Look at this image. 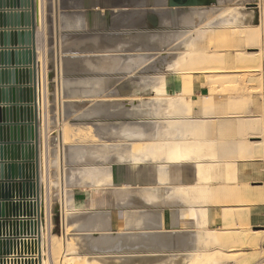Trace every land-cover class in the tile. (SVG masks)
<instances>
[{"label": "rangeland", "instance_id": "rangeland-1", "mask_svg": "<svg viewBox=\"0 0 264 264\" xmlns=\"http://www.w3.org/2000/svg\"><path fill=\"white\" fill-rule=\"evenodd\" d=\"M202 2L204 3V5L199 6V5H196L195 3H191L190 0H180L178 3H175L174 0L173 1L166 0L164 4L161 7H159L160 8L159 9L157 6V0H146V1L145 0H95V7L99 10V12L101 10L104 13H108L113 19L112 21L113 24H114L115 19L120 16L121 18L122 17L128 18L129 16V17H133L134 19L131 21L128 20L129 22L127 21L126 23L124 22L123 23L124 26L121 25L118 27L116 25L117 23H115V27L114 26L111 27V30H112L111 37L112 38L117 36V39H120L119 36L121 35L118 36V34L120 33L123 35L136 33L143 37V46L141 48L142 54L140 56L144 57L141 59H146V60L144 61L142 60V62H144L142 64V69H141L142 96L137 97L138 104L135 103L134 100L113 101V100L108 99L109 98L108 94L102 93V90H101L102 84L104 82H110L109 76L108 78L106 77L107 80L106 78L103 79L104 72L108 74L115 73V75H118L117 76L118 78L123 79L124 77L123 75L125 73H129L128 72L129 69L127 68L128 71L125 68L122 69L120 63H118L117 68L120 71L121 69L123 70L120 72L115 67L116 63L115 64L113 62L103 63V61H98V59H96L95 61V66L94 65L92 66V63H91V75H94L95 82H96L92 86H94L95 91L96 89L98 90V92H96L97 94H95L94 92V96L91 95L92 96L91 98L95 100L91 99L92 101H89V102L86 101V99H88L86 98V94H83L82 88L78 85L79 83L78 84L76 83V85H74L73 88H76L75 86L78 85L77 86L78 92L77 94H74V98H77L78 101H72L76 99H70L69 97L70 96V83L65 78L66 73L64 70L65 68L64 67L65 47L62 45V41L60 44L59 43L52 44L51 42H49V39L46 38V42L44 46V49H45L44 54L46 55V61L44 60L45 67H42V70H41L42 71L41 78L43 82L48 85V88H49L48 101L50 103L49 112H50L51 122L48 126H45V124H44V127L42 126V130L43 129L44 130L42 131V137H41L40 142L42 143V159L44 160V170H42L43 171L42 175L44 174V179H45L44 189H47L49 192L48 198H50V204H51L49 213L51 215L52 233L55 235V237L60 239L61 241L60 245L63 246L62 249L60 250L59 248V251H58L59 252L58 253V264H66V261H68L69 257L74 255L73 253L75 252L76 253L77 252H81V253H93L94 252L95 253L96 248L93 247V244H92L93 241L90 242V240H93L92 235L96 236L97 234L91 233L92 234L91 235L90 232H85L88 236L90 234L89 238H92V239H89L87 235H84L85 234L84 232L82 233L81 230L78 229L80 228L79 225H81L82 223L84 224V222L86 223L88 218L90 219L91 216L94 217L96 214L101 215L102 213L104 212L107 213L108 211L113 212V211H117L120 209L123 210L124 208L126 210L129 208L127 210L128 212L131 211L132 209L136 210L138 206L139 208H143V207L147 208V206L143 203L142 200H141L142 201L141 203L140 201L141 198L139 196L138 197L137 195L133 196L130 193H128L130 192V190H127V192L121 191L118 193H116V191L114 190L113 191L106 190L102 192V194H104L103 199L102 198L100 199L99 197V200H96V202H94L93 205L87 206L88 199L83 194V189L81 187L84 185V181L78 177L76 181L74 180L73 182H70V184L72 183L71 186L69 185L70 187L69 186L64 187V185L66 186V184H63L62 186V181H63L62 178L65 176L71 175V172H72L71 170L74 168L84 169L88 167L89 165L98 164L99 162H98L97 156L94 154L92 155V153L96 154L100 152L101 153L103 152L105 156L108 155V158H109L106 161L107 164L106 163L103 164L104 165L103 167H105L106 169H108L109 167L110 168L116 167L117 173H118V179L120 178L119 180L120 182L124 181V179L126 180V178L130 176V174L134 175L133 173H131L130 165L126 161L122 160L120 162L118 161L117 163L116 162L117 159L115 158V156H113L114 151H116L114 146L121 145V150L125 151L124 149H126V147L124 146L125 144L128 145L127 142L126 143L125 141L119 142L111 137H106V136L104 137L103 135L99 134L100 133L99 128L100 127L110 128L111 126H119L122 123H126V122H138L140 125L145 126L148 120L147 118H149V116L146 113L138 114L136 112V108L142 103H149V101H153L152 99L155 98L152 92V89H151L153 85L151 83L152 82L151 78L156 77V76H160V77L176 76L177 75L176 72L179 73V71L176 70L177 68L176 69L172 68L173 69L172 70L171 68H169L168 65L172 61H174L177 57L184 56L185 54L184 52L186 51L185 49H187L186 46L189 44L190 41H192L191 40L192 38L194 40L195 47L199 51H204V53L208 54L209 57L217 56L216 58L218 57L222 58V61L221 62L218 61L219 63L215 61L212 63H208L206 65L201 64V67L209 68V70L207 71H204V72L202 71L203 73L198 70L189 71L186 69L187 67H184L180 73L193 72V73H190L192 76V79H191L192 83H190V86L192 87L191 88L192 95L190 96L191 93L189 90H187L189 93L185 91L186 94L184 93V97H186L185 95L187 96L189 95L191 98V99L189 98V100H192L193 82L196 77H199L201 79V84L204 86H207L210 89V93L208 94V96H205V97H208L209 101L210 100L212 101L211 105L213 106L215 105L214 106L215 108L221 105L223 108L226 109V110L223 109L222 111H219V109L217 108V111L223 113V115L221 113V115L219 114L215 118L217 120V124L219 123L218 124L219 126L216 125L217 131H218V128L221 131L222 129L226 128V126H229L231 129V130L229 129V131L231 132L234 131V133L228 132L227 135L228 136L229 135L232 136V134L235 135V133L237 132L236 131L237 127L234 125L238 126V121H240L241 119H244V118L247 119L250 117L259 120L260 123L264 125V49H263L264 48V27L261 25V20H260L261 7L264 8V0H218V1L217 0H203ZM45 4L47 8L48 0H45ZM231 7L232 8L235 7V9H237L236 10L237 13H239L237 17L238 19L241 20V22L240 24L236 25L237 28H234V27L231 28L228 25L225 26V25L216 23L217 19L219 18V15L217 14H220L223 8H231ZM211 10L213 11L215 10L214 11L215 13L209 14L210 12H212ZM198 12H203V13L208 12V13L207 15L204 14L202 18L201 15H203V13L200 16H198ZM213 14L215 16H213ZM209 18L211 19L210 24H208ZM188 21L191 24L190 23L188 24ZM206 24L208 25L206 26ZM211 25L212 27L214 26L218 28V32H215L216 33L215 35H217V40L215 41L216 43L212 42L214 45L210 44V35H209L210 33L208 31L209 29L206 28ZM118 30H122V31H118ZM244 30L245 31L251 30L249 37L246 40L243 39L242 37L240 38V34L242 32L246 33L244 32ZM183 36L184 38L182 40H178L179 38ZM251 44H256L258 46L255 47L254 45H251ZM231 45H233V48ZM66 48H68V46ZM214 48L215 49L218 48V50L217 49L215 50ZM126 50L131 51L130 48H127ZM214 50L216 52L215 54H213ZM209 51L211 54L207 53ZM249 53L251 56L249 55ZM145 55L148 57H145ZM254 56L258 57V59H255ZM99 58L101 59L103 57H99ZM147 61L149 63H147ZM77 62H78V64L76 65L78 68L77 75L79 76L85 75L87 71L86 58L79 57L77 59ZM145 62H146V65H145ZM73 64L74 63L70 64L69 68H71ZM220 64L222 65L220 66ZM104 65L106 66V68L102 67ZM181 66H183V64L179 65V68H181ZM115 68L117 72L115 71ZM168 69L169 70L171 69V70L169 71ZM125 70L126 72H124ZM180 77L181 78L178 79L180 86L184 84V81L186 79H188V81L190 79V78H185L184 74L180 75ZM101 79H103L102 80L103 83L102 81H100ZM206 79L211 80V82ZM97 81L98 83L100 82L99 85ZM95 85L96 86L98 85L99 88H96ZM90 86L91 85L89 84V87ZM92 86L90 88H92ZM252 88L254 89L252 90ZM170 91L171 92L173 91L172 94L176 95V94H179L180 90H177L175 89L174 86H172L170 87ZM76 95L78 97H76ZM99 95L100 97H98ZM238 96H240V100H242L243 102L245 100L244 102L245 105L241 101H239ZM241 96L243 99L241 98ZM235 97H238V98H235ZM234 98L235 100H233ZM224 99L226 101H224ZM249 99L250 100L252 99V100L250 101ZM231 100L234 102V105L236 104L239 105L241 102L242 106L240 105L239 108L238 106L234 107V105L232 104L233 102H231ZM237 100L239 101V104ZM223 102L225 104L229 102V104L225 105L223 104ZM202 104L201 103L193 104L191 106L192 115L190 116L195 117L193 116L194 108L200 107ZM216 104L218 105L216 106ZM231 106L233 108H231ZM108 107H115V109L118 108L116 111L117 115H113V116L112 115L111 116L98 115L99 113L102 114V112H104L103 110L108 109ZM236 108H238V110ZM239 109H242L243 111L240 112L241 110ZM131 110L134 113L135 112L136 113L128 114V112ZM237 114L239 116H237ZM241 115L243 118L241 117ZM218 119L219 121H222V122L226 121V123L228 124H225L223 122V125H222V123H220ZM229 122L230 123L232 122L231 125L233 126H230ZM239 131L240 130H238L237 132L238 134H239ZM242 131L244 130H241V132ZM251 136L255 138H251ZM258 136L262 137L264 140V128L262 131H256V132L255 131H252V132L244 131V133H242L240 137L236 136L237 137L236 138L234 136V138L232 137V139H236L241 144L243 143L244 145L252 146L251 149L254 150L253 149L254 142L260 141V138H258ZM95 137L96 139H94ZM132 143L133 144L129 145L128 147V148L131 147L130 151L132 150L134 151L140 148L139 144L137 143L134 144V142ZM76 146H78L77 148L79 149L83 148L81 150L85 151L84 156L87 154L86 157H84L85 159H83V161L81 162H78V161L76 162V161H73L72 159V156H73L72 148L75 149ZM62 147L65 149L64 151L65 153L64 155H66L65 164L60 163L61 162L60 155H61ZM259 155H262V156L245 159L244 162L241 160L242 162L238 163L237 169L239 171L240 180L232 181L231 179L226 180L224 178L223 180L225 181L222 182V179L220 178L221 183L219 182V184H217L218 182L217 180H220V179L219 178L213 179L216 187H222L221 189L228 191L230 189L233 190L234 185H235V187L239 188L237 190H240V192L244 194V195L239 196L238 198L235 197L237 195H234L229 198L226 197L224 198L223 203L220 202L217 205L215 204L210 207L209 212H210L211 219L209 222V228L213 231L218 232L217 234L218 238L222 241L219 244V246H217V248H215L211 252H206V254H204L202 259L200 260H195V258L193 257L195 253L193 252V249L194 250L198 249L195 243L190 244V246L187 248L190 251L180 249V250L174 251L173 253L169 255H155V256H148L145 258L146 259L157 258L159 260H162L161 262H157L155 264H264V232H259L258 235H253L254 230L264 231V188H257V186L259 185L260 186L262 185L264 187V164L261 166L262 177H260L257 181H252L247 176L248 173L252 172V169H251L252 163L250 161H253L255 159H262L264 162V149L260 151ZM112 156L114 158H112ZM63 165H66V166L64 167ZM61 166L63 167L61 168ZM221 166H225V164L222 163ZM66 167L68 169H66ZM148 168H150V166H148ZM64 171L66 172V174ZM119 181L117 183H120ZM196 181H197V178H196ZM213 181H212V184H213ZM180 182H182L181 179H178L175 183L179 184ZM130 183L132 184L133 188L139 187V185H137V183L133 181H131ZM64 188L67 189V191ZM234 190L236 191V189ZM258 190H261V192L257 193ZM68 191H69V194H67ZM117 194L118 195L120 194V195L118 196ZM125 199H127V204L123 206L121 204H123ZM238 199L241 201H239ZM67 200H69L70 203ZM138 201H140V203ZM135 204H137L138 206ZM159 204L161 205L160 207L153 208L152 210L160 213L164 217L166 229L172 230L173 223H174L172 214H174V212H176L177 210L185 209L183 208L184 205L183 204L179 205L175 201L173 202V201H167V200ZM119 205H121V208ZM252 205H259V208L262 209V214H261L262 215L261 217L263 220L262 222L253 223L251 222V220L247 222L245 220L246 218L245 217L243 218L242 215L239 213L240 211L243 210L240 208L248 207L246 209H249V207ZM229 208L236 209L235 210L236 212L232 214L234 215V218L232 215H229L230 212H228V214L226 213V209H229ZM243 211L241 213H243ZM249 212H251L250 209H249ZM229 216H231L233 220L232 219L228 220V218H230ZM238 217H242V218L238 219ZM191 224L192 223H188V224L186 223L182 229H184V231H190L192 229ZM239 232H244L247 235V237H249V238L246 237V239H250L252 235L255 237L254 239L251 238L250 240H245L244 242L243 241L238 242L239 240H241L239 239L240 238ZM231 233H234V234H231ZM229 237H233V238H230L234 240L232 244H231V240L229 239ZM64 242H69L70 244V247L68 248L69 250L67 251H65L64 249ZM241 242L242 244L244 243L243 247H239V243ZM113 257H114L113 259H116L119 263H128L132 260L143 259L142 257L133 258L132 256H127L125 258L124 257L121 258L120 256L118 257L113 256ZM90 259L92 260V262L94 261L95 263H99V264H106L107 261L109 260V258H107L106 256H104V258H95V259L90 258Z\"/></svg>", "mask_w": 264, "mask_h": 264}, {"label": "bare ground", "instance_id": "bare-ground-1", "mask_svg": "<svg viewBox=\"0 0 264 264\" xmlns=\"http://www.w3.org/2000/svg\"><path fill=\"white\" fill-rule=\"evenodd\" d=\"M165 1L166 0H157L158 8L161 7ZM179 1L180 0H174L175 3H178ZM171 5H173V4H171ZM159 9H158V11H159ZM219 9H220V7H219ZM236 10L237 9H235V7L234 8H232V7L231 8H223L221 10V13L217 14V15H219V18L217 19L216 23H219V24L225 25V26L228 25L231 28L232 27L237 28L236 25L240 24L241 20L238 19L237 16L239 13H237ZM211 11L212 12H210L209 14L215 13L214 12L215 10L214 11L211 10ZM202 13L203 12H198V16H200ZM207 13L208 12L203 13V15H201V17L204 16V14L207 15ZM133 16H135V15H133ZM213 16H215V15L213 14ZM128 18H130V17L128 16ZM131 18L133 19V17H131ZM128 20H130V19H128ZM186 20H185V22H186ZM260 20H261V25L264 27V8L263 7H261ZM210 21H211V19L209 18L208 24H210ZM212 21H214V20H212ZM115 23H117L116 25L118 27L121 25L124 26L123 18H121V16H120V18H118L116 20ZM189 23L190 22L188 21V24ZM208 24H206V26ZM238 27H240V26H238ZM206 28L209 29L208 31L210 33L209 34L210 35V44L214 45L212 42H215L217 40V35H215L216 34L215 32H218V28H216L214 26L212 27V25L209 27H206ZM262 30H263V28H262ZM244 32H246V33L242 32L243 34L242 33L240 34V38L242 37L243 39L246 40V39H248L251 30H248V31L244 30ZM183 38H184V36L179 38L178 40H182ZM218 39H220V38H218ZM191 40L192 41H190L189 44L186 46L187 49H185L186 51L184 52L185 54L183 57L182 56L177 57L169 65L166 63L169 66V68H171V69L177 68L176 70H178L179 73L176 72V74H177L176 76H174V77L156 76V77L151 78V81H152L151 83L153 84L151 89H152V92H153L155 98L152 99L153 101H149V103H142L141 105H139L136 108V112L138 114H142V113L148 114L149 118H147L148 120H147L145 126L140 125L138 122H126V123H122L119 126H111L110 128H105V127L99 128V132H100L99 134L103 135L104 137L105 136L111 137V138H113L119 142H122V141H125V143L127 142L128 145H126L124 143L125 144L124 147H126V149H124L125 151L121 150V145H117V146L113 145L115 147L116 151H114V153L113 152L112 153H113V156H115V158L117 159V161H116L117 163H118V161L120 162L122 160L126 161L130 165L131 173H133L134 175L130 174V176H128L126 178V180L124 179V181L120 182L119 181L120 178L118 179V173H117L116 167H112V168L107 167L108 169L103 167L104 166L103 164H105L109 158H108V155L105 156V154L103 152H102L103 154L100 152V153H96V154L92 153V155L94 154L97 156L98 162H99L98 164L89 165L88 167H86L84 169L74 168L71 170L72 171L71 175L65 176L62 178L63 179L62 186H63V184H66V186L64 185V187H68L69 185L71 186L72 183L70 184V182H73L74 180L76 181V179L78 177L84 181V185L81 187L83 189V194L88 199L87 206L93 205L94 202H96V200H99V197H100V199L101 198L103 199L104 194H102V192H104L106 190H111V191L114 190V191H116V193L121 192V191L127 192V190H130V192H128V193H130L133 196L134 195H137V197L139 196L141 198L140 201L142 200L143 203L147 206V208H144V207L139 208V206L137 204H135L138 207L136 208V210L132 209L133 211L131 210L128 212L127 210L129 208L127 210L124 208L123 210L120 209L117 211L112 210L113 212H109V211L107 213L104 212L101 215L96 214L94 217L91 216L90 219L88 218L87 222L86 223L84 222V224L82 223L83 225L82 224L79 225L80 228H78V229L81 230L82 233L83 232L84 233L90 232V234L91 233L97 234L96 236L91 234L93 237V240H90V242L93 241V243H92L93 247L96 248L97 251L95 250V253L94 252L93 253H81V252L76 253L75 252V253H73L74 255L69 257L68 261H66V264H99V263H95L94 261L92 262V260L90 258H94V259L95 258H104V256L109 258V260L107 259L108 261L106 260L107 261L106 264H155L157 262H161L162 260H159L157 258L146 259L145 257L155 256V255H169V254L173 253L174 251L180 250V249L188 250L187 248L192 243L193 244L195 243L198 247L197 250L193 249V252H195L193 257L195 258V260H200V259H202L204 254H206V252L213 251L222 242L218 238V235H217L218 232L213 231L209 228V222L211 219L210 212H209L210 207L215 205V204L217 205L220 202L223 203V200L226 197L229 198V197H232L234 195H237L235 197L238 198L239 196L244 195V194L241 193L240 190H237L239 188L235 187V185H234L233 190L230 189L228 191L221 189L222 187H216L213 179L214 178L215 179L221 178L222 182L225 181V180H223L224 178L226 180L231 179L232 181L233 180L234 181L240 180L239 171L237 169L238 163H240L242 161L244 162L245 159L262 156L259 154H260V151H262L264 149V144H263V142L262 143L257 142V144L256 145L254 144V146H253L254 150H252L251 149L252 146L244 145L243 143L241 144L236 139H232V137L233 138H234V136L240 137L241 134L244 133V131L245 132H247V131L248 132H250V131L251 132L252 131H255V132L256 131H262L264 128V125H262V123H260L259 120L251 118V117L247 118V119H245V118L241 119L240 121L236 120V121H238V126L237 125H234V126H236L237 129L239 128L238 129V130H240L239 134L237 133L238 130L236 129L237 134L236 133H235V135L232 134V136L229 135L230 137L228 139H226L228 137L227 133L228 132L234 133V131H232V132L229 131L230 127L226 126V129L225 128H224L225 130L222 129L223 132L221 131L222 133L219 134L218 133L220 131L219 128H218V131L216 130V128H217L216 125H218L219 123L217 124V120L215 119L217 117V115H219V114L221 115L222 112H219V111H222L223 109L226 110V109L223 108L221 105L217 106L218 104H216L217 107L215 108L214 107L215 105L214 106L211 105L212 101L211 100L209 101L208 97H204V98H202V100L200 102H197V103H201V104L203 103L199 107L202 111L203 116L202 117L190 116V115H192V113H191L192 107L191 106L193 104H195L194 102H191L192 100H189L190 96L192 95V93H191L192 87L190 86V83H192V80H191L192 76L190 73H193V72H188V73H180V72L182 71V69L184 67H187L186 69L189 71L198 70L200 72H202V71L204 72V71L209 70V68H205V67L203 68V67H201V64L206 65L208 63H212L215 61H217V62L222 61V58H219V57L216 58L217 56H215V55H214L215 57H213V56L209 57L208 54L204 53V51H199L195 47L193 38ZM227 41H228V39H227ZM248 45H250V44H248ZM251 45H254L255 47L258 46L256 44H251ZM231 46L233 48V45H231ZM213 47H215V46H213ZM216 49L218 50V48H216ZM215 50H214L213 54L216 53ZM227 51H229V50H227ZM207 53H210V51ZM126 54H127V52H126ZM39 55H40V60H41V56H42L41 52L39 53ZM124 55H125V53H124ZM249 55H250V53H249ZM121 57H119V61H120ZM145 57H148V56L145 55ZM223 57H224V55H223ZM124 58H126V57L124 56ZM141 58H144V57L141 56ZM141 58H140L139 62H141L142 60L143 61L146 60V59H141ZM254 58L258 59V57H256V56H254ZM134 60L135 59H133L132 62H134ZM115 61H118V59ZM136 61H138V60H136ZM136 61H135V63H137ZM121 62H123V61H121ZM132 62L130 61V63H132ZM37 63H38V49H37ZM115 63H114L115 65L118 64V62H115ZM126 63H128V61H126ZM143 63L144 62H142V64ZM147 63H149V62L147 61ZM140 64L137 63V66H139ZM181 64H183V66H181V68H179V65H181ZM120 65H121V67H124L126 64L122 66V64L120 63ZM133 65H136V64H133ZM145 65H146V62H145ZM221 65L222 64H220V66ZM40 66H41L40 64H38V66H37V76H38L37 77V79H38L37 80L38 81L37 82V94H38L37 106H39L38 107L39 138H40L41 127L42 126L44 127V124H45V126H48L51 122L50 112H49L50 103L48 101L49 88H48V92H47L46 91V84L43 82V80L41 78V71L39 74L38 69ZM129 66H130L129 71L127 68H125V69H127L128 72H130L131 70L133 72L134 68H137V67H134L133 69H131L132 65H129ZM115 67H117V66H115ZM122 69H121V71H123ZM225 69H227V68H225ZM257 69H259V68H257ZM210 70H211V68H210ZM213 70H214V68H213ZM260 70H262V69H260ZM115 71L117 72L116 69H115ZM124 72H126V70ZM200 72H198V73H200ZM182 74L185 75V78H190V79H189V81H188V79H186L184 81V84H182L180 86L178 79L181 78L180 75H182ZM229 78H230V76H229ZM92 80L93 79H91V81ZM102 80L103 79H101L100 81H102ZM206 80L211 82V80H209V79H206ZM80 81H82V80H80ZM83 81L80 83L78 80L79 84L77 82L76 83L82 88L83 94H86V92H84V91H87V89L90 88L92 85H94V83H96V82H95V79H94V82L92 81L93 82L92 84H91V82L87 83V81H88L87 79H85ZM89 81H90V79H89ZM97 83H98V81H97ZM99 83H98V85H99ZM102 83H103V81H102ZM88 84H90L91 86L88 87L89 86ZM98 85L97 86L95 85V87L99 88ZM139 86H140V84H139ZM172 86H174L175 89L180 90L179 94H176V95L172 94L173 91L172 92L170 91V87H172ZM41 88H43L42 89L43 90L42 97H41V91H42ZM92 88H94V86H92ZM92 88H91V94H92V90H93ZM180 88L182 89V91ZM253 89L254 88H252V90ZM89 90L87 92L88 95L90 94ZM173 90H174V88H173ZM187 90H189L191 94H190V96L188 95L189 97L187 95H185L186 97H184V93ZM93 91H95V90H93ZM103 91L105 92V90H102V93H103ZM96 92H98L97 89L95 91V94H97ZM252 93H253V91H252ZM238 97H239V101H241L245 105V103H244L245 100L243 102L242 100H240V96H238ZM238 97H235V98H238ZM235 98L233 100H235ZM241 98H242V96H241ZM224 101H226V100L224 99ZM239 101H238V104H239ZM229 102L226 104L223 102V104L227 105V104H229ZM231 102H233V101L231 100ZM241 102L239 105H237V104L234 105V102L232 104L234 105V107L238 106V108H239V106L241 105ZM235 103H237V102H235ZM208 106H210V107H208ZM229 106H227V107H229ZM243 107H245V106H243ZM217 108L219 109V111H217ZM231 108H233V107L231 106ZM238 108H236V109L238 110ZM239 110H241L240 112L243 111L242 109H239ZM187 111H188V113H187ZM129 113L132 114L134 112L131 110L128 112V114ZM222 115H223V113H222ZM230 116H232V115H230ZM237 116H239V115L237 114ZM241 117H242V115H241ZM218 121H219V119H218ZM219 122L222 123V125H223L224 121L223 122L219 121ZM224 123L228 124V123H226V121ZM231 123H230V126H233V125H231ZM220 129H221V127H220ZM241 130H244V131L241 132ZM95 131H96V129H95ZM240 132H241V134H240ZM260 133H262V132H260ZM222 136H223L224 140L221 138ZM224 137H226V138H224ZM252 138H255V137H252ZM94 139H96V137ZM132 142H134V144L135 143L139 144L140 148H138L137 150H134V151L133 150L130 151L131 147L130 148H128V147H129V145L133 144ZM247 144H248V142H247ZM77 147L78 146H76L75 149L72 148V150H73L72 159H73V161L81 162V161H83V159H85L84 157H86L87 154L84 156L85 151L81 150L83 148H81L79 146L81 148V149H79ZM104 149H106V148H104ZM64 151H65V149L62 147L61 148V155H60L61 156L60 157V161H61L60 163L61 164L62 163L65 164L66 155H64L65 154ZM113 156H112V158H114ZM127 159H128V161H127ZM222 163L225 164V166H221ZM63 166L65 167L66 165H63ZM63 166H61V168ZM148 166H150V168H148ZM66 169H68V168L66 167ZM42 170H44V160L42 159L40 161V150H39V158H38L37 170H36V179L33 178L32 182L34 184H36V186H37V198L34 200L35 201L37 200V202L40 204L41 215L43 216L42 220L44 219V216H45L46 223H47L46 224L47 228L44 227L42 231H39V241H40V243H42L41 249L43 251L41 264H58V253H59L58 251H59V248L61 250L63 246L60 245V243H61L60 239L55 237V235L52 233V225H51L52 222L50 224L51 215L49 213L51 204H50V198H48L49 192L47 189H44V180L45 179H44V174L42 175V172H43ZM151 173H153V174H151ZM65 174H66V172H65ZM196 178H197V181H196ZM178 179H181V181H182L179 183L180 185L178 183L177 184L175 183ZM221 179L217 180L218 181L217 184H219ZM118 181L120 183H117ZM131 181L137 183V185H139V187L133 188L132 184L130 183ZM212 181H213V184H212ZM73 186H75V185H73ZM257 188H264V187L262 185L261 186L259 185V186H257ZM234 189H236V191ZM65 190L67 191V189H65ZM260 192H261V190H258L257 193H260ZM67 194H69V191ZM124 195H126V194H124ZM127 197H128V195H127ZM166 200L167 201H173V202L175 201L179 205L183 204L184 205L183 208H185L183 210H177L176 212H174V214H172L173 215V222H174L172 230L166 229L164 217L160 213L152 210L153 208L160 207L161 205L159 203L166 201ZM67 201L70 203L69 200H67ZM140 201H138V202L140 203ZM142 201H141V203H142ZM239 201H241V200H239ZM119 202H121V201H119ZM125 204H127V199H125L123 204H121V205L124 206ZM121 205H119L120 208H121ZM231 205H233V204H231ZM246 208H248V207L240 208V209H243L245 211L242 210L243 213H241L242 211H240L239 213L242 215L243 218L244 217L246 218L245 220L247 222H249L251 220V212H249V209H246ZM235 210L236 209H234V208H229V209H226V213L228 214V212H230L229 215H232L233 213L236 212ZM101 212H103V211H101ZM232 216L234 218V215H232ZM229 217L230 218H228V220H231V219L233 220V218L231 216H229ZM242 217H238V219L239 218L241 219ZM186 223L187 224L192 223L191 224L192 229L190 231H184V229H182ZM178 229H180V230H178ZM259 232H264V231H255L254 230L253 235H258ZM90 234H89V236H90ZM231 234H234V233H231ZM236 234H238V233H236ZM251 234H252V232H251ZM84 235H87V234L85 233ZM253 235H252V237H250V239L251 238L254 239L255 236H253ZM89 236H88V238H89ZM233 237H229V239L233 238ZM239 237H240L239 239H241V240H239L238 242H240V241L244 242L245 240H250V239H246L247 235L244 232H239ZM247 238H249V237H247ZM89 239H92V238H89ZM230 240H231V244H232V242L234 240L233 239H230ZM236 240H237V238H236ZM227 243H228V241H227ZM243 245H244V243L243 244H242V242L239 243V247H243ZM69 247H70L69 242H64L65 251L69 250L68 249ZM188 251H190V250H188ZM113 256H117V257L120 256L121 258L122 257L125 258L127 256H132L133 258L142 257L143 259L132 260L128 263H119L116 259H113L114 258Z\"/></svg>", "mask_w": 264, "mask_h": 264}, {"label": "water", "instance_id": "water-1", "mask_svg": "<svg viewBox=\"0 0 264 264\" xmlns=\"http://www.w3.org/2000/svg\"><path fill=\"white\" fill-rule=\"evenodd\" d=\"M0 28L5 29L0 30V253H5L9 237L37 234L43 223L32 182L39 158L34 0H0Z\"/></svg>", "mask_w": 264, "mask_h": 264}, {"label": "crops", "instance_id": "crops-1", "mask_svg": "<svg viewBox=\"0 0 264 264\" xmlns=\"http://www.w3.org/2000/svg\"><path fill=\"white\" fill-rule=\"evenodd\" d=\"M34 3H35V20H36V29H37L38 64L41 65L38 69L39 74L40 71L42 70V67H45L44 60L46 61V55L44 54L45 52L44 46H45L46 38H48L49 42H51L52 44H56V43L60 44L62 41V45L65 47L64 49V53H65L64 70L66 73L65 78L70 83L69 97L70 99H76L72 101H78L77 98H74V94H77L78 92L77 86H75L76 88H73V86L76 85V82L78 83V80L80 82V80L83 81L87 79L88 80L87 83H90L91 79H93L94 81L95 79L94 75H91V63L92 66L93 65L95 66V61L96 59H98V61H103V63H107V62L112 63L114 61L113 63L120 62L122 66L126 64L125 65L126 67L124 66L122 68H128L129 70H130L129 65H132L131 69L137 67L134 68L133 72L131 70L129 73H125L123 75L124 76L123 79L118 78L117 77L118 75H115V73L108 74L104 72L103 79H105L106 77L108 78L109 76L110 82H106V83L104 82L105 84L104 83L102 84V90H105V92L103 91V94H108L109 97L108 99L110 100L113 101L134 100V102L138 104L137 97L142 96V79H141L142 61L139 62L141 58L140 55L142 54L141 48L143 46V37L141 35H138L136 33L123 35L119 32L120 34H118V36L121 35L119 36L120 39H117V36L112 38L111 27L112 26L115 27V22L120 17H117L113 24L112 22L113 19L108 13H104L101 10L99 12V10L95 7V0H48L47 8H46L45 0H34ZM122 18H123V23L128 21V19H130L129 21L133 20L131 17L130 18L122 17ZM0 30L2 32L5 29L0 28ZM6 30H11V29L7 28ZM118 31H122V30H118ZM67 46L68 48H66ZM127 48H130L131 51H127L126 50ZM40 52L42 54L41 60L39 55ZM124 56L126 58H124ZM79 57H85L87 60V67H86L87 71L85 75L82 76L77 75L78 68L76 65L78 64L77 59ZM99 57H103V58L100 59ZM119 57H121L120 61L118 59ZM117 59L118 61H115ZM133 59H135L134 62H132ZM126 61H128V63H126ZM130 61L136 65H133L132 63H130ZM135 61L139 64L141 63L140 64L141 66L140 65L137 66V63H135ZM72 63H74L73 66L69 68L70 64ZM102 67L106 68L105 65ZM10 68L11 67H8L9 70ZM92 89L94 90L95 88ZM88 90L90 93L89 95L87 94ZM93 90L91 94V88L87 89L86 98L88 99H86V101L89 102L95 100L91 98L92 97L91 95L94 96L95 91ZM209 93H210V89L207 86L202 85L201 79L199 77H196L193 82L192 101L194 103L200 102L202 98L208 96ZM100 95L98 97H100ZM76 97L78 96L76 95ZM114 109L115 107H108V109L103 110L104 112H102V114L99 113L98 115H106V116L117 115L116 111L118 108H116L115 110ZM193 116L195 117L203 116L202 111L199 107L194 108ZM223 130L221 131L223 132ZM42 131L43 130L41 127L40 138H39L40 160H42V143L40 142L42 137ZM221 131H219L218 133L219 134L222 133ZM229 137L230 136L224 138L228 139ZM258 138H260V141H257L258 143L260 142L264 143L262 137L258 136ZM257 142H254V144L256 145ZM250 162L252 163V168H251L252 172L248 173L247 176L250 180L257 181L260 177H262L261 166L264 164V162L262 159H255ZM249 209L251 211V222L260 223L263 221L261 217L262 209L259 208V205H252L249 207Z\"/></svg>", "mask_w": 264, "mask_h": 264}, {"label": "built area", "instance_id": "built-area-1", "mask_svg": "<svg viewBox=\"0 0 264 264\" xmlns=\"http://www.w3.org/2000/svg\"><path fill=\"white\" fill-rule=\"evenodd\" d=\"M46 91L48 92L47 84ZM42 94L43 90L41 91V97ZM33 220L38 221V218L35 217ZM43 223H41L40 231L44 227L47 228L45 216ZM7 240L10 243L8 245V251L0 253V264H41L43 251L41 249L42 243L39 241V232L33 235L24 232L18 236L9 237Z\"/></svg>", "mask_w": 264, "mask_h": 264}]
</instances>
